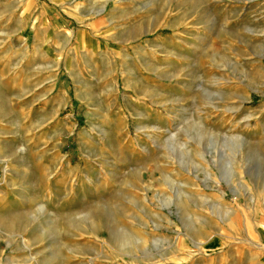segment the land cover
Here are the masks:
<instances>
[{"label":"rangeland","instance_id":"obj_1","mask_svg":"<svg viewBox=\"0 0 264 264\" xmlns=\"http://www.w3.org/2000/svg\"><path fill=\"white\" fill-rule=\"evenodd\" d=\"M48 1L0 0V264H264V0H107L104 64Z\"/></svg>","mask_w":264,"mask_h":264},{"label":"crops","instance_id":"obj_2","mask_svg":"<svg viewBox=\"0 0 264 264\" xmlns=\"http://www.w3.org/2000/svg\"><path fill=\"white\" fill-rule=\"evenodd\" d=\"M75 0H49L48 2H43V5L45 6L43 9V12L46 11V16H47V10L49 9L50 11H52L54 8H56V11L59 10V13L62 16V19L67 20V21H86V24H84L83 28H75L77 33H78V37H79V43L80 45L78 46V49L81 50L82 48L89 53L90 56L95 55L96 59L98 60L99 64H104V60L106 59L105 56L108 55V61L111 62L113 59V55H112V49L109 47L108 49L104 46L103 49H101V46H95L94 50L91 48L89 49V47L86 48V40H88V38H92L95 36H110L111 32H110V27H107L105 22H107V20H109V18L106 15H103V12L105 10V8H103L102 6L106 4L107 0H83L84 2H82V4H80V6L78 8H75L73 6V4L75 5ZM82 6H87L86 7H82ZM16 11L10 12L9 16H15L16 15ZM22 12H19L20 15H24L21 14ZM44 13V14H45ZM46 16H41L39 17V20L41 21H47ZM19 20H21L22 18L18 17ZM25 19L29 20V17H25ZM63 22H61L62 24ZM60 25V23H59ZM68 29V27H59V32L61 33H66V30ZM75 31V32H76ZM123 31V30H122ZM15 35V34H13ZM15 46L12 45L11 48V60L9 61L8 67L9 68H16L17 64H16V56H15V50H14ZM73 50L74 47H73ZM82 51V50H81ZM79 52V51H78ZM109 53V54H105V53ZM83 55V53H82ZM64 59V57H63ZM157 68V67H156ZM158 70V68H157ZM146 86H151L152 89V95H151V99L147 98L145 99L144 97H125L124 102H123V109L119 108L118 110H122L121 112H114L112 113L111 111V106L110 107H104V108H97L94 113H96V115L99 116H122L123 115H128V116H134L137 115L140 118H144V117H148L149 115H151L152 117V122L151 126L154 125V123H156L157 119H158V106H159V75L158 72L155 74V78H152L151 82L149 81H145L144 83ZM111 85V84H110ZM108 86L107 90H111V86ZM155 97V98H154ZM82 99V98H80ZM79 103H82V106L84 105H88L89 100L85 99V100H79ZM155 118V120H154ZM118 126H116L117 128Z\"/></svg>","mask_w":264,"mask_h":264}]
</instances>
